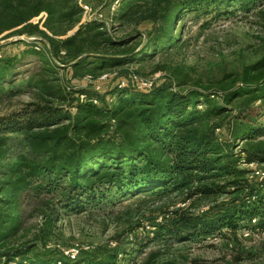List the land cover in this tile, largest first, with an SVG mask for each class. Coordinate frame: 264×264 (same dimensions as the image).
Listing matches in <instances>:
<instances>
[{
  "label": "trees",
  "instance_id": "1",
  "mask_svg": "<svg viewBox=\"0 0 264 264\" xmlns=\"http://www.w3.org/2000/svg\"><path fill=\"white\" fill-rule=\"evenodd\" d=\"M78 1L0 0V40L35 38L15 42L25 45L22 55L8 56L0 47V93L14 96L25 84L40 92V102L24 113L0 119V264L28 252L11 243L29 219H45L43 242L56 228L60 210L82 213L113 193L124 198L179 194L204 205L230 198L199 215L173 212L163 226L164 240L171 242L208 238L225 229L236 235L246 226L264 228V180L250 185L251 171L242 166L264 162V143L255 144L264 134V56L236 79L224 78L216 93L167 86L146 93L127 84L106 94L68 86L57 77L60 69L71 81L90 83L128 60L127 51L118 60L107 56L105 46L127 43L113 41L99 23L81 24ZM263 5L264 0H123L115 21L152 23L148 41L160 50L180 43L176 24L186 14L212 9L249 14ZM42 14L41 27L33 20ZM32 57L35 61L25 64ZM90 58L95 61L88 63ZM58 59L63 63L54 65ZM146 249L130 243L121 251L133 259Z\"/></svg>",
  "mask_w": 264,
  "mask_h": 264
},
{
  "label": "rangeland",
  "instance_id": "2",
  "mask_svg": "<svg viewBox=\"0 0 264 264\" xmlns=\"http://www.w3.org/2000/svg\"><path fill=\"white\" fill-rule=\"evenodd\" d=\"M122 1L79 0L78 3L83 10L81 24L99 23L113 41L127 43L120 48L105 46L107 56L118 60L121 58L119 54L127 51V58H124L128 60L124 59L122 65L106 71L108 78L105 80L71 81L67 71L61 69L58 79L68 86H85L109 94L123 84L138 89L133 80L124 79L130 74L150 85L140 90L146 93L162 86L183 93H202L207 89V93H216L224 78L236 79L245 66L264 56V5L249 14L232 13L234 10L224 8L220 12L212 9L208 13L200 10L186 14L182 22L176 24L179 28L175 33L180 43L157 50L152 49L153 45L148 41L152 23L139 26L116 23ZM227 12L232 14L226 15ZM45 19L46 15L42 14L33 23L42 27ZM20 40L27 44L34 43L35 38L15 35L0 40L2 52L8 56L21 54L25 45L15 43ZM142 50L143 55L140 54ZM28 59L25 64L35 61L33 57ZM94 61L90 58L88 63ZM52 62L54 65L63 63L59 59ZM32 66L33 63L28 66L27 76L31 75ZM110 74L115 75V79ZM20 89L21 93L14 96L6 91L0 93V119H10L40 102V92L34 86L25 84ZM260 143H264V134L255 142L256 145ZM237 145L242 147L243 144ZM242 166L251 171L248 176L250 185L264 180V162H242ZM115 194H107L106 197L110 198L106 202L93 204L82 213L60 210L56 228L43 242L45 219L41 216L29 219L23 233L11 243L14 249H23V252L28 249V252L11 264H108L114 261L115 264H264V228L246 226L236 235L225 229L221 234L189 242L164 240L163 226L173 212L188 210L199 215L207 211L209 205L228 203L230 198L227 196L204 205L186 202L179 194L160 198L144 194L124 198ZM130 243L136 247L147 245L146 254L133 259L122 254L121 248L129 247Z\"/></svg>",
  "mask_w": 264,
  "mask_h": 264
},
{
  "label": "built area",
  "instance_id": "3",
  "mask_svg": "<svg viewBox=\"0 0 264 264\" xmlns=\"http://www.w3.org/2000/svg\"><path fill=\"white\" fill-rule=\"evenodd\" d=\"M85 10V9H84ZM2 58V55L0 54V59ZM108 78V75H103L102 76V78H101V80H105V79H107ZM132 80H133V82L138 86V89L139 90H142V89H144V88H148L150 85L148 84V83H142L141 81H140V79L137 77V76H133L132 77ZM126 85L125 84H123L121 87H125ZM82 99H84V97H82ZM95 103H97L96 101H95ZM256 221H254V223H255Z\"/></svg>",
  "mask_w": 264,
  "mask_h": 264
}]
</instances>
